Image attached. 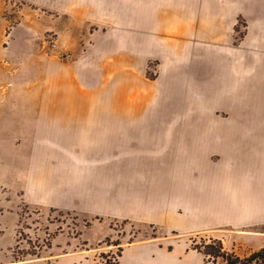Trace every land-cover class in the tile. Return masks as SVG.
<instances>
[{"label": "rangeland", "instance_id": "1", "mask_svg": "<svg viewBox=\"0 0 264 264\" xmlns=\"http://www.w3.org/2000/svg\"><path fill=\"white\" fill-rule=\"evenodd\" d=\"M102 3L0 0V264H117L144 243L205 264L194 238L264 246V153L248 146L264 132V0L138 2L145 16ZM159 4L184 13L164 24ZM149 120L198 135L127 145L128 122ZM104 122L112 135L95 136ZM233 122L227 162L216 133Z\"/></svg>", "mask_w": 264, "mask_h": 264}, {"label": "crops", "instance_id": "2", "mask_svg": "<svg viewBox=\"0 0 264 264\" xmlns=\"http://www.w3.org/2000/svg\"><path fill=\"white\" fill-rule=\"evenodd\" d=\"M67 1V0H65ZM103 2L102 4H98L94 6L96 10H110V15H120V16H127V15H152L151 9H144L140 8L143 5L139 4L138 2L144 1H159V2H175V6L178 2L181 1H192V0H100ZM128 2H137L136 5H133L130 12L129 3ZM67 4V3H66ZM65 4V5H66ZM161 4H159L160 6ZM158 7V9L162 10V12H158L159 16H163L164 24H169L170 21L166 19L168 16L174 15H182L184 12H176L174 13L171 10H168L167 4L164 7ZM176 9L178 7H175ZM75 9V8H74ZM80 9V8H79ZM135 10V11H134ZM168 10V11H167ZM114 11V12H113ZM143 11V12H142ZM149 27L151 25H148ZM145 26V27H148ZM218 89V88H217ZM142 102L137 104L134 109H132L134 114H141L145 111L147 107L150 105V93H145L142 95ZM233 98V97H232ZM180 99V98H179ZM213 100L215 102H220L221 98L214 93ZM170 112H180L182 111V107H169L168 109ZM234 111V110H233ZM235 112V111H234ZM87 118V117H86ZM224 128L225 124H220ZM231 125V124H228ZM112 126H106L105 122L98 125H89V129L92 130L95 136L99 137H107L111 136L112 133L110 129ZM128 128L131 129L129 131V136L126 138L127 145H142V146H154L156 144H171V142L176 143L182 139V135L186 136L185 139H189L191 143L194 137V133L196 136L198 135L197 132L194 131V127L186 124H177V123H170L168 120L164 121H143V122H135L130 121L128 122ZM109 131H108V130ZM101 130V131H100ZM100 131V132H99ZM194 131V132H193ZM199 135L206 139L207 141L210 139V135L205 132L199 133ZM218 137H221V141L217 144V150L220 151L218 153L222 154L227 162H233V158L237 153V149L235 145H240V132L237 128L235 123L233 122L232 126H229L227 130H223L222 132L216 133ZM249 154L259 152L260 155L264 153V132L257 133L255 132V137L249 140ZM209 145V144H208ZM213 146L214 143H211ZM207 149V148H206ZM256 165V164H255ZM255 165H250L251 167L255 168ZM255 184V183H254ZM254 198H258L256 202V206L259 208L264 209V194L262 195H255ZM264 214H262L263 216ZM264 218H261L263 221ZM264 245V244H263ZM78 257V254H71L66 253L62 256L58 257L56 260V264H62L66 261H70L71 264H75V259ZM117 264H190L188 260L181 254H178L174 249H165L160 247V245L154 244H133L123 249L122 254L119 256ZM198 264L200 262L198 261Z\"/></svg>", "mask_w": 264, "mask_h": 264}, {"label": "trees", "instance_id": "3", "mask_svg": "<svg viewBox=\"0 0 264 264\" xmlns=\"http://www.w3.org/2000/svg\"><path fill=\"white\" fill-rule=\"evenodd\" d=\"M19 232L20 235H23L22 229H19ZM193 248L203 254L205 264H220V259L223 261V264H264V246L241 256L235 251L227 250L224 247L223 241L219 238L200 237L199 240L193 239ZM32 251L30 253H36V250ZM23 252L28 253V251Z\"/></svg>", "mask_w": 264, "mask_h": 264}, {"label": "bare ground", "instance_id": "4", "mask_svg": "<svg viewBox=\"0 0 264 264\" xmlns=\"http://www.w3.org/2000/svg\"><path fill=\"white\" fill-rule=\"evenodd\" d=\"M231 111V110H230ZM232 112H234L233 110H232ZM234 118V117H233ZM236 118V117H235Z\"/></svg>", "mask_w": 264, "mask_h": 264}]
</instances>
